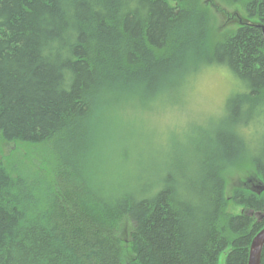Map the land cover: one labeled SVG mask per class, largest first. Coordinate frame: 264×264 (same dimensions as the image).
Segmentation results:
<instances>
[{
  "label": "trees",
  "instance_id": "obj_1",
  "mask_svg": "<svg viewBox=\"0 0 264 264\" xmlns=\"http://www.w3.org/2000/svg\"><path fill=\"white\" fill-rule=\"evenodd\" d=\"M220 1L245 17L216 39L205 0H0V143L43 150L0 157V264H248L264 228V126L245 132L264 124V0ZM212 66L244 91L188 164L123 191L103 178L110 113L164 106ZM237 169L255 185L228 194Z\"/></svg>",
  "mask_w": 264,
  "mask_h": 264
},
{
  "label": "rangeland",
  "instance_id": "obj_2",
  "mask_svg": "<svg viewBox=\"0 0 264 264\" xmlns=\"http://www.w3.org/2000/svg\"><path fill=\"white\" fill-rule=\"evenodd\" d=\"M205 3L214 15L213 35L216 39L239 27V14L245 17L239 7L227 8L220 0L212 1V6L210 0H205ZM235 12H238L237 15L233 14ZM241 91H244L241 82L228 69L217 66L204 67L192 76L187 86H177L172 95H166L167 101L170 102H166L164 106H155L151 110L127 107L110 113L112 136L104 142L102 161L106 173L103 174V178L121 185L123 191L125 184L137 187L138 177L149 181L164 173L177 172L179 166L188 164L196 145L204 140L206 135L202 131L211 130L230 115L227 111L228 103ZM259 119L245 130L246 137L250 141L263 140L260 132L264 124L262 118ZM123 133L125 136L133 135V143L139 145V149L125 151L127 148L123 146ZM34 149H36L34 146L28 149L27 146L20 144L0 143V157L14 160L20 155L26 156L27 153L29 156H26V159H28L27 157H34L36 152H43L42 149ZM257 150L252 151L257 154ZM140 154L144 157L141 156L139 159ZM126 157L136 163L127 165L123 160ZM143 161L147 163L142 164ZM241 170L237 169L228 175V194L232 193L234 188L255 185L251 182H256L254 173L251 170L246 172ZM107 175L110 177H106ZM227 210L236 214L242 211V207L230 203ZM254 216L260 221L264 219H260L261 215L254 214ZM129 233L128 228L122 232V235L127 237ZM219 264H224V255L221 256Z\"/></svg>",
  "mask_w": 264,
  "mask_h": 264
},
{
  "label": "water",
  "instance_id": "obj_3",
  "mask_svg": "<svg viewBox=\"0 0 264 264\" xmlns=\"http://www.w3.org/2000/svg\"><path fill=\"white\" fill-rule=\"evenodd\" d=\"M264 32V28H263ZM255 189H257V193L261 194L264 191V187L257 186ZM254 212H251V215H253ZM257 215H261L260 219L264 218V214L257 213ZM264 252V228L260 230L257 235L253 238L250 249H249V258H248V264H261L262 263V257Z\"/></svg>",
  "mask_w": 264,
  "mask_h": 264
}]
</instances>
